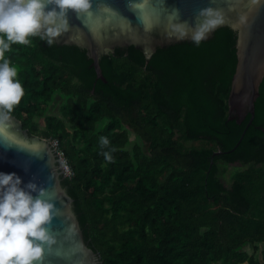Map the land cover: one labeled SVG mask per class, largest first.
Masks as SVG:
<instances>
[{
    "label": "trees",
    "instance_id": "16d2710c",
    "mask_svg": "<svg viewBox=\"0 0 264 264\" xmlns=\"http://www.w3.org/2000/svg\"><path fill=\"white\" fill-rule=\"evenodd\" d=\"M236 41L220 27L148 62L115 48L99 60L106 82L74 45L32 36L6 53L24 87L11 115L30 136L42 118L40 138L58 140L73 172L60 184L99 264H264V77L251 123L229 120ZM57 98L59 116L48 115Z\"/></svg>",
    "mask_w": 264,
    "mask_h": 264
},
{
    "label": "water",
    "instance_id": "95a60500",
    "mask_svg": "<svg viewBox=\"0 0 264 264\" xmlns=\"http://www.w3.org/2000/svg\"><path fill=\"white\" fill-rule=\"evenodd\" d=\"M138 10H132L129 0H105L94 3L93 11L77 18L69 13V31L56 39L58 45H74L86 51L98 79L106 82L99 66L101 56L115 48L135 46L146 62L158 49L190 39H176L167 34L169 12L179 9V18L191 21L197 9L211 4L220 9L226 23L237 34V64L227 100L229 120L240 124L250 115L254 117V103L264 77V0H134ZM244 16L243 21L240 17ZM216 28V29H217ZM214 30L205 39L212 36ZM203 39V40H205ZM146 49L150 55H146ZM12 116V115H11ZM13 132L24 144L35 143V149H5L0 146V171H14L25 182L32 180L48 188L59 212L52 219L49 230L54 242L44 252L39 264H99V256L85 243L79 222L72 210V198L60 184L55 149L52 140L30 136L21 122L13 117ZM239 143V142H238ZM237 143V145H238ZM236 145V146H237ZM222 152H215L213 156ZM212 164V161L210 162Z\"/></svg>",
    "mask_w": 264,
    "mask_h": 264
},
{
    "label": "clouds",
    "instance_id": "9594fccd",
    "mask_svg": "<svg viewBox=\"0 0 264 264\" xmlns=\"http://www.w3.org/2000/svg\"><path fill=\"white\" fill-rule=\"evenodd\" d=\"M155 2V0H153ZM164 3L165 0H159ZM94 3L105 0H0V146L5 149H35V143L24 144L13 132L11 112L24 95L18 68L6 55L13 44H28L30 37L39 36L49 45L69 31V13L77 18L93 11ZM132 10L139 4L129 0ZM244 16L240 17L243 21ZM226 23L224 13L207 4L197 9L191 21L179 18V9L169 12L167 34L176 39H190L199 44L218 26ZM146 55L150 50L146 49ZM99 143L107 146L103 152L112 160L107 136H100ZM59 209L48 195V188L35 181L25 182L14 171H0V264H39L44 252L54 242L49 230Z\"/></svg>",
    "mask_w": 264,
    "mask_h": 264
},
{
    "label": "rangeland",
    "instance_id": "374dc122",
    "mask_svg": "<svg viewBox=\"0 0 264 264\" xmlns=\"http://www.w3.org/2000/svg\"><path fill=\"white\" fill-rule=\"evenodd\" d=\"M59 102H60V100L57 98L54 101V103L51 104V106L47 110V114L48 115L59 116V113H58ZM35 123H36V132H38L39 134H42L43 130L45 129L44 120L42 118L36 119L35 120ZM129 137H130L131 143L137 141L132 132H129ZM188 145H193V146L200 147V146H204L206 144L203 143V142H193V143H189ZM142 148H143V151L144 152H147V144L146 143H142ZM223 169L225 171H224V173H223V175L221 177V181L224 183V185L226 187H229V184H230V175L234 171H236L238 169L242 170V167H238V166H235L234 165V166L223 167ZM261 248H264V244L261 245ZM246 250L249 253L251 252V249L250 248H247ZM257 258L258 259L260 258L259 253L257 254Z\"/></svg>",
    "mask_w": 264,
    "mask_h": 264
},
{
    "label": "built area",
    "instance_id": "2783aa9c",
    "mask_svg": "<svg viewBox=\"0 0 264 264\" xmlns=\"http://www.w3.org/2000/svg\"><path fill=\"white\" fill-rule=\"evenodd\" d=\"M52 143L55 149V155L58 165V170L60 172L61 178H70L73 175V172L69 166L68 160L65 156L63 149L61 148L58 140L52 139Z\"/></svg>",
    "mask_w": 264,
    "mask_h": 264
}]
</instances>
